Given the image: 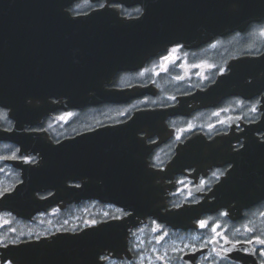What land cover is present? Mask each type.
Instances as JSON below:
<instances>
[{
	"label": "flooded vegetation",
	"instance_id": "1",
	"mask_svg": "<svg viewBox=\"0 0 264 264\" xmlns=\"http://www.w3.org/2000/svg\"><path fill=\"white\" fill-rule=\"evenodd\" d=\"M165 1L62 4L72 16L112 10L129 18ZM168 1L180 12L223 10H207L205 0ZM58 26L90 29V39H75L88 47L68 49L88 53L89 98L62 92L34 102L40 115L29 110L24 131L63 144L64 156L72 148L73 170L59 182L28 180L42 164L39 152L0 138V264H164L161 255L167 264H261L264 245L254 237L264 238V13L203 41H172L146 58L108 38L118 26ZM14 126L0 105V128ZM85 154L92 159L82 160ZM85 188L110 198L84 195ZM128 190L144 192L153 213L144 214ZM213 227L221 234L215 240ZM85 229L88 239L77 234Z\"/></svg>",
	"mask_w": 264,
	"mask_h": 264
},
{
	"label": "water",
	"instance_id": "2",
	"mask_svg": "<svg viewBox=\"0 0 264 264\" xmlns=\"http://www.w3.org/2000/svg\"><path fill=\"white\" fill-rule=\"evenodd\" d=\"M63 1L0 0V105L8 108L9 116L15 119V126L10 131L0 128V138L11 139L39 152L42 164L27 177L29 180L38 176L42 183L59 182L62 175L65 179L71 173L73 149L70 148L64 156L63 144H52L41 139L40 133L24 131V126L31 124L34 117L29 110H36L35 116L40 115V105L34 102L62 92L80 100L89 98L88 53L72 56L68 49L88 47V43H76L75 39H90V29H61L59 24L78 26L107 22L118 26L107 30L111 33L108 38L122 40L117 44L122 48L143 49V57L146 58L172 41H203L264 13V0H205L207 10L223 6L222 11L205 14L194 13L192 9L180 12L167 0L160 4L162 9L145 10L137 17H121L112 10L72 16L63 9ZM70 72L73 75H69ZM77 72L79 75L75 76ZM81 159L92 158L85 154ZM81 193L110 198L105 190L85 188ZM113 193L119 192L111 190V195ZM141 194L144 192L128 190L127 198L142 202L140 206L144 214L153 213V207L143 201L145 197ZM136 207L139 205L135 204ZM90 231L85 229L77 234L88 239Z\"/></svg>",
	"mask_w": 264,
	"mask_h": 264
},
{
	"label": "snow or ice",
	"instance_id": "3",
	"mask_svg": "<svg viewBox=\"0 0 264 264\" xmlns=\"http://www.w3.org/2000/svg\"><path fill=\"white\" fill-rule=\"evenodd\" d=\"M176 51V48H173L172 49V52H175ZM164 60H168L169 57H164L163 58ZM208 67H212V65H208ZM223 71V70H222ZM179 79V77H178ZM253 111H255V108H253ZM66 116H71L72 114L71 113H67L65 114ZM65 117H61V119H64ZM191 127V126H190ZM211 127V126H210ZM27 159V158H26ZM213 175H215V173H213ZM5 191H8V189H5ZM3 193H0V195H2ZM91 224H96L97 222L95 220L91 221L90 222ZM199 225L201 228L203 227H206L207 226V221L206 220H201L199 221ZM245 229L248 231V232H253L255 229L254 228H251V227H248L247 225L244 226ZM213 233H214V236H213V240L216 239L217 236H220L221 234L216 232V228L213 227ZM225 239L226 242L228 243H231L230 241H228L227 237H223ZM161 239H163V237H161ZM254 241L255 243L257 244H260V245H264V238H261V236H255L254 237ZM253 239H249L247 241H244V243H247V244H252L253 242ZM211 242V241H210ZM237 243H240V241H237ZM185 247H189L188 245H185ZM193 249H195V245H192L191 246ZM173 251H178V249H173ZM215 251V249H214ZM231 251V249L229 248H222L221 249V252L223 253H227ZM245 251H248V249H245ZM221 252H216V255L219 256L221 255ZM261 256H264V248L261 249ZM157 259L161 260V261H164V264H167V260L165 259V255H161V256H158ZM261 264H264V260L261 261Z\"/></svg>",
	"mask_w": 264,
	"mask_h": 264
}]
</instances>
